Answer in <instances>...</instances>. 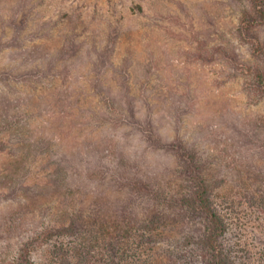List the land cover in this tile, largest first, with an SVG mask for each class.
<instances>
[{"label": "rangeland", "instance_id": "rangeland-1", "mask_svg": "<svg viewBox=\"0 0 264 264\" xmlns=\"http://www.w3.org/2000/svg\"><path fill=\"white\" fill-rule=\"evenodd\" d=\"M247 5L0 0V102L23 125L28 141L17 150L39 151L27 162V192L0 201V264H18L22 254V264H54L61 240L43 234L73 215H94L91 193L103 186L93 188L89 170L111 176L124 163L123 171L151 176L174 164L148 149L136 129L145 123L199 149L213 177L226 178L219 200L230 226L226 244L236 264H264V214L252 182L264 187V94L248 91L242 73L243 64H258L264 23L240 37ZM9 158L7 150L0 166ZM168 234H135L128 244L117 236L111 244L127 248L128 264L191 253L177 247L184 228ZM188 260L181 264H197Z\"/></svg>", "mask_w": 264, "mask_h": 264}, {"label": "trees", "instance_id": "trees-1", "mask_svg": "<svg viewBox=\"0 0 264 264\" xmlns=\"http://www.w3.org/2000/svg\"><path fill=\"white\" fill-rule=\"evenodd\" d=\"M247 1L239 28L240 37L245 41L247 32L264 23V0ZM256 49L254 55L259 59L258 64H243L242 73L247 77L248 91L264 94V45L260 43ZM137 127L148 149L163 153L174 164L168 162L161 174L151 176H146L140 169L135 173L132 168L123 171L124 163H119L121 167L113 170L111 176L103 170H89L88 181L95 183L93 188H105L91 193L96 196L94 215L90 214L86 220L82 214L73 215L57 223L56 229L47 234L50 238L43 234V239L61 240L52 251L54 264H100L103 259L110 264H128L131 261L126 253L129 251L111 244L113 237L120 236L125 244L135 234L148 233L153 238H161L165 234L168 237V231L176 225L186 230L183 242L177 247L190 248L191 253L187 255L185 251H179L167 257L161 253L157 264H181L183 259H195L197 264H236L231 247L226 244L230 230L228 218L219 204V200L224 198L222 190L226 186V178L213 177L207 160L196 147L177 138L165 140L152 123ZM22 129L17 113L13 114L4 102H0V156L7 150L10 156L5 165L0 166V201L21 197L17 195L27 192L29 186L27 162L33 149L36 153L38 147L32 145L29 148L26 144L24 151L17 150V146L22 147L28 141L20 138ZM55 173L65 172L56 170ZM258 179L252 181L257 184L253 199L264 214V187L257 182ZM88 189L86 187L84 192ZM256 196L260 199L256 200ZM66 239L67 244L71 241L73 244L66 246ZM32 243L35 244L36 240L27 242L28 246ZM22 256L17 259L18 264L24 263ZM142 264L156 262L150 257Z\"/></svg>", "mask_w": 264, "mask_h": 264}]
</instances>
